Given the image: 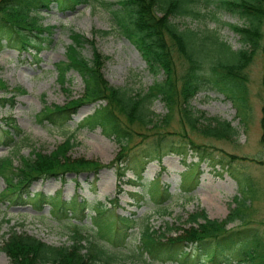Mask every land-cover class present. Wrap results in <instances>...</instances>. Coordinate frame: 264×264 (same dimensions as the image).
<instances>
[{
  "label": "trees",
  "instance_id": "1",
  "mask_svg": "<svg viewBox=\"0 0 264 264\" xmlns=\"http://www.w3.org/2000/svg\"><path fill=\"white\" fill-rule=\"evenodd\" d=\"M95 2L96 0H0V49L7 46L20 53H34L36 57L52 44L56 29L55 26L41 25L39 12L47 11L54 5L63 12H73L80 6ZM202 3L215 4L218 11L231 14L242 21V25L232 26L240 37L242 49L234 51L215 36H202L174 22L189 17L201 18ZM108 10L121 33L141 54L149 72L155 77L163 73L164 80L155 82L143 93L111 86L102 73L108 59L94 52L93 59L87 60L82 51L87 45L92 47L93 43L72 31V43L66 52L67 61L57 64L58 82L65 88L69 73L75 71L84 82L85 93L64 106H46L40 112L39 119L64 128L83 106L97 105L92 114L83 118L78 129L94 131L100 128L104 136L113 138L118 143L120 152L112 166L118 172L120 181L127 171L132 172L137 180H144L148 163L155 156L161 157L164 151L165 154L184 158H188L191 153L197 154L203 162L210 161L212 167L221 166L229 170L232 163L229 158L234 159L233 156L216 154L212 147L191 140L190 135L228 140L235 135V129L228 122L197 115L190 104L200 91L211 88L231 101L244 121L251 110L247 70L255 54L264 49V0H116L113 5L108 6ZM98 33L109 34L100 31L96 34ZM209 38L215 40L210 41ZM206 40L211 42L214 52L204 50ZM0 91L5 95L12 94L1 77ZM13 92L11 98L0 99V104L13 105L17 94H26L19 88ZM159 100L168 108V114L162 119L151 111L153 103ZM176 109L180 115L181 132L168 137L162 130L170 126ZM135 130L153 132L146 137L149 141L148 148L144 149L141 156L132 155L131 152ZM262 130L264 145V108ZM29 141V136L13 117L5 118L0 124V144L18 147ZM76 145L75 136L71 135L50 154L34 149L29 157H21L18 167L12 157L2 159L0 176L6 187L0 194V201L18 203L24 198H30L31 187L40 180H62L69 175L99 173L105 168L97 161L72 158L69 154ZM195 176L196 173L191 185L184 187L185 190L197 187L198 180ZM150 188L151 198L157 204L163 205L172 198L169 190L158 181L150 184ZM33 199L39 202L42 197L35 195ZM50 206L57 217L67 218L71 215L79 222L83 221L90 209L88 202L80 197L68 202L59 196L52 200ZM160 213L167 214V208ZM235 216L237 217V211L220 223L210 220L203 211L190 216L187 221L189 228L178 229L168 225L167 231L163 232L154 230L150 224L140 225L134 214L122 217L97 207L93 225L96 234L108 246L100 247L88 240L79 232V226L73 224L75 231L69 246H51L26 233L11 230L5 235L1 251L12 264H113L119 261V251L140 226L139 250L154 258H163L176 264H194L201 255L206 254L210 264H229L232 261V249L243 239L245 233V230L232 233L226 229L236 219ZM257 259L260 257L247 259L245 254L240 261L241 264L247 261L261 264Z\"/></svg>",
  "mask_w": 264,
  "mask_h": 264
},
{
  "label": "rangeland",
  "instance_id": "2",
  "mask_svg": "<svg viewBox=\"0 0 264 264\" xmlns=\"http://www.w3.org/2000/svg\"><path fill=\"white\" fill-rule=\"evenodd\" d=\"M116 0H96L89 6H81L76 11L63 12L56 5L38 13L40 24L44 27L55 26L52 44L34 56L6 47L0 49V77L6 82L11 95L0 91V99L11 98L16 88L26 94H17L14 104H0V124L5 118L13 117L29 136L30 141L20 146L0 144V161L12 157L16 167L21 157H29L32 150L52 153L71 135L77 145L70 152L74 159L84 158L97 161L103 168L99 173L69 175L66 179L51 178L36 182L30 198L18 203L0 201V264H12L1 251L11 230L26 233L51 246H69L75 231L73 224L88 240L100 247L108 246L106 241L96 234L93 219L97 207L111 211L114 215L129 217L133 214L139 224H150L154 230H166V226L184 229L190 216L205 212L212 221L223 223L237 211L227 230H245L243 239L238 242L230 254L229 264H241V257L247 254L264 263V145L262 143V118L264 108V49L255 54L247 70L250 88L251 110L244 118L238 115L233 103L218 91L208 88L200 91L192 100L190 107L207 118H216L228 122L235 129V135L228 140H215L197 134L190 139L212 147L216 154H228L231 168L212 167L210 161L203 162L199 155L191 153L188 158L165 154L154 157L145 168L144 180H137L130 171L125 172L120 181L118 172L112 163L118 157L120 146L113 138H107L102 130L90 131L78 129L80 122L92 114L97 105H86L78 110L64 128H58L39 119L40 112L46 106H64L72 99L76 100L85 93L82 78L72 71L68 75V85L62 88L58 82L57 64L67 61V49L72 43L71 32L81 34L93 43L87 45L82 54L92 60L94 52L108 59L102 73L104 79L117 88H125L135 93L147 92L155 82H162L164 74L152 75L138 50L124 37L114 21L108 6ZM102 3H104L102 5ZM201 18H183L174 20L184 28H190L202 36H215L227 43L234 51L242 49L240 37L232 26L242 25L237 17L220 12L215 4L202 3ZM113 9H116L114 7ZM108 32V35L96 34ZM210 41L215 39H210ZM206 40L204 50L213 51V45ZM264 46V45H263ZM207 53V52H206ZM216 58L217 56L211 55ZM151 111L162 119L168 114V108L161 100L151 106ZM132 155L141 156L149 143L147 136L153 132L135 130ZM162 132L168 137L181 132L180 115L176 109L169 127ZM196 173L198 185L188 188ZM185 179V180H184ZM167 188L172 198L165 204H157L151 198L150 184L157 182ZM6 184L0 176V194ZM42 200L36 202L33 196ZM62 197L71 201L75 197L87 200L90 205L83 221L79 222L71 215L57 217L52 213L51 202ZM41 201L45 203L41 204ZM167 208V214L160 211ZM238 209V210H237ZM213 216V218L210 216ZM249 230V232H248ZM141 227L135 230L128 243L119 251V261L113 264H176L163 258H154L139 250ZM169 237V236H168ZM242 244L246 246L243 247ZM178 264V263H177ZM194 264H210L206 254ZM243 264H252L247 261Z\"/></svg>",
  "mask_w": 264,
  "mask_h": 264
},
{
  "label": "bare ground",
  "instance_id": "3",
  "mask_svg": "<svg viewBox=\"0 0 264 264\" xmlns=\"http://www.w3.org/2000/svg\"><path fill=\"white\" fill-rule=\"evenodd\" d=\"M210 216L213 218V216L210 214Z\"/></svg>",
  "mask_w": 264,
  "mask_h": 264
}]
</instances>
